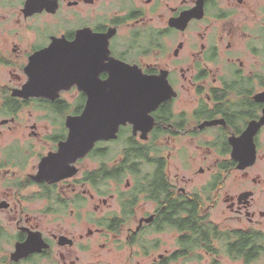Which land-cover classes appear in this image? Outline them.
I'll list each match as a JSON object with an SVG mask.
<instances>
[{
	"label": "flooded vegetation",
	"instance_id": "1",
	"mask_svg": "<svg viewBox=\"0 0 264 264\" xmlns=\"http://www.w3.org/2000/svg\"><path fill=\"white\" fill-rule=\"evenodd\" d=\"M83 29L108 34L101 80L127 75L112 88L139 80L169 96L136 131L122 123L63 155L88 95L50 80ZM262 93L264 0H0V264H108L113 243L129 264L192 261L177 251L194 211L223 228L220 206L241 224L230 229L264 230V167L253 171L264 124L256 161L232 156V139L264 119ZM233 172L243 187L224 191ZM162 237L174 238L169 254Z\"/></svg>",
	"mask_w": 264,
	"mask_h": 264
},
{
	"label": "water",
	"instance_id": "2",
	"mask_svg": "<svg viewBox=\"0 0 264 264\" xmlns=\"http://www.w3.org/2000/svg\"><path fill=\"white\" fill-rule=\"evenodd\" d=\"M77 43L81 45L80 52L68 49L64 45V52L59 56L64 61L61 65L60 74H56L54 81L50 83L59 87L68 88L78 83L80 89L88 95L87 104L78 117H70V137L66 142L63 155L75 151L76 148L83 149L84 143L89 141L91 147L99 140H109L116 137L118 127L122 123H131L134 130L143 117H149L160 101L169 96L168 91H156L149 86L136 80L129 89L116 91L113 84L123 86L131 84L126 76L111 74L108 79L101 80L99 75L102 71L109 69L108 62V34L91 33L88 29L78 31ZM89 46H93L91 50ZM131 69V67H126ZM50 88L44 90L48 94ZM264 100V93L260 96ZM152 119V118H151ZM217 121H214V123ZM264 124L261 121L251 122L248 130L240 137L232 139L234 145L233 158L239 161V168H245L256 161V145L254 144L255 132ZM90 147V148H91ZM89 150L85 148L81 155ZM60 161V158H58ZM48 161L42 166H46ZM252 192L244 193L248 197ZM33 239L31 245L34 246ZM29 250H31L29 248Z\"/></svg>",
	"mask_w": 264,
	"mask_h": 264
},
{
	"label": "trees",
	"instance_id": "3",
	"mask_svg": "<svg viewBox=\"0 0 264 264\" xmlns=\"http://www.w3.org/2000/svg\"><path fill=\"white\" fill-rule=\"evenodd\" d=\"M194 217L191 232L186 236V247L177 251V256L201 262L207 257L219 264V256L225 252L242 264H264V230L220 228L197 211Z\"/></svg>",
	"mask_w": 264,
	"mask_h": 264
},
{
	"label": "rangeland",
	"instance_id": "4",
	"mask_svg": "<svg viewBox=\"0 0 264 264\" xmlns=\"http://www.w3.org/2000/svg\"><path fill=\"white\" fill-rule=\"evenodd\" d=\"M258 165L253 169L254 172H256L258 169H261V170L263 169L264 157L261 158ZM175 172H176V169L173 167V173ZM180 172H181L180 175H183V174L193 175L191 170H187L181 167V164H180ZM194 179L195 181L192 185L200 183L202 181L201 179H198L197 177H194ZM242 187H243V182L241 180L239 181L237 172H233L231 175L228 176L225 182L226 189H224V191L229 190L231 192H235V191L237 192L240 189H242ZM263 200H264V192L258 193V198L256 201L259 203H262ZM222 210H223V207L220 206L217 212L212 213V218L217 220L220 224H222V227L224 229L226 228L230 229L233 227H237L238 225H241L238 220H232L230 218L232 216L231 212L228 211L226 214H224ZM213 211H215V209ZM152 237L156 238L158 236L153 235ZM162 239H167L168 242H165L160 246L161 253L169 254L172 250H174L171 245V241L174 238L173 237H165V238L162 237ZM128 258H129L128 250L121 248L115 243L112 244V253L108 251V264H129V262H127ZM169 264H214V263L210 258H205L202 262L196 261V260L186 261L182 259L181 261H178L175 263H169ZM219 264H242V261L237 260V259H232L225 252H223L222 255L219 256Z\"/></svg>",
	"mask_w": 264,
	"mask_h": 264
},
{
	"label": "bare ground",
	"instance_id": "5",
	"mask_svg": "<svg viewBox=\"0 0 264 264\" xmlns=\"http://www.w3.org/2000/svg\"><path fill=\"white\" fill-rule=\"evenodd\" d=\"M240 89V88H239Z\"/></svg>",
	"mask_w": 264,
	"mask_h": 264
}]
</instances>
